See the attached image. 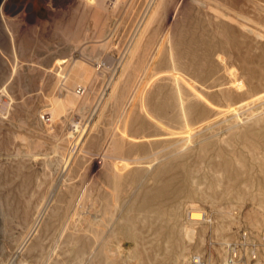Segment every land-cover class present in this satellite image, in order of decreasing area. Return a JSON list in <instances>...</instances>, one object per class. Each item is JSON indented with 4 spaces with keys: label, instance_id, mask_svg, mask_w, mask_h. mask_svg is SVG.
Wrapping results in <instances>:
<instances>
[{
    "label": "rangeland",
    "instance_id": "obj_1",
    "mask_svg": "<svg viewBox=\"0 0 264 264\" xmlns=\"http://www.w3.org/2000/svg\"><path fill=\"white\" fill-rule=\"evenodd\" d=\"M43 2L0 39V264H264V0Z\"/></svg>",
    "mask_w": 264,
    "mask_h": 264
},
{
    "label": "bare ground",
    "instance_id": "obj_2",
    "mask_svg": "<svg viewBox=\"0 0 264 264\" xmlns=\"http://www.w3.org/2000/svg\"><path fill=\"white\" fill-rule=\"evenodd\" d=\"M100 2V1H99ZM102 2H103V0H102ZM101 2V3H102ZM118 2H120V1H118ZM129 1H127L126 2V4L128 3ZM163 2V1H162ZM124 3V2H123ZM130 3V2H129ZM160 3V2H159ZM119 4V3H118ZM128 5V4H127ZM159 5V4H158ZM130 6V5H129ZM128 7V6H127ZM102 8V7H101ZM112 9V8H111ZM129 9V8H128ZM103 10H104V8H103ZM213 10V9H212ZM217 9H215V10H213V12L214 11H216ZM121 11V10H120ZM218 11V10H217ZM125 12V11H124ZM123 12V13H124ZM220 12V11H219ZM226 12V11H225ZM229 12V11H228ZM227 12V13H228ZM231 12H233V11H231ZM215 13V12H214ZM217 13V12H216ZM218 15H219V13H217ZM221 15H223V14H221ZM240 15V14H239ZM144 16V15H143ZM174 17V16H173ZM187 17V16H186ZM223 17V16H222ZM225 17H227V16H225ZM224 17V18H225ZM142 21V20H141ZM236 21V20H235ZM234 21V22H235ZM246 21V20H245ZM136 22V21H135ZM168 22V21H167ZM197 22V21H196ZM171 23V22H170ZM200 23V22H199ZM250 23V22H249ZM212 24V23H211ZM239 24V23H238ZM242 25V24H241ZM240 25V26H241ZM244 26V25H243ZM248 26V24L246 25V27H244V30H246L247 28H249V26ZM167 27H168V25H167ZM170 27L172 28V26L170 25ZM242 27V26H241ZM150 28V27H149ZM191 28V27H190ZM246 28V29H245ZM252 28V27H251ZM250 28V30H252ZM168 29V28H167ZM167 29H165V30H167ZM173 30V29H172ZM30 31V30H29ZM169 31H170V29H169ZM247 31H249V29L247 30ZM165 32H167V31H165ZM249 32H251V31H249ZM147 34V33H146ZM166 34V33H165ZM170 34V33H169ZM176 34V33H175ZM6 35H9L10 37H12V39L14 38L13 37V33L11 32V29H9V26L7 25V24H5V27H3V28H1V30H0V39H3ZM25 35H27L28 37H26V36H23L24 38H30L31 36H30V33L28 32V33H25ZM179 35V34H178ZM168 36V35H167ZM206 36V35H205ZM175 37V36H174ZM178 37V36H177ZM164 38V37H163ZM173 38V37H172ZM197 38L199 39V37L197 36ZM185 39V38H184ZM215 39V38H214ZM224 39V38H223ZM30 40V39H29ZM104 40V39H103ZM106 40V39H105ZM162 41H163V39H162ZM169 41V40H168ZM14 42V41H13ZM137 42V41H136ZM197 42H199V41H197ZM213 42V41H212ZM225 42V41H224ZM15 43V42H14ZM169 43H171V42H169ZM168 43V44H169ZM217 43H219L218 41H217ZM146 44V43H145ZM156 44V43H155ZM81 45V44H80ZM86 45V44H85ZM177 45H178V43H177ZM181 45V44H180ZM219 45V44H218ZM135 46V45H134ZM175 46H176V44L174 45V48H175ZM154 48V47H153ZM170 48L171 47H169V50H170ZM179 48V47H178ZM219 48V47H218ZM148 49V48H147ZM103 50V49H102ZM172 50V49H171ZM153 51V50H152ZM176 51V50H175ZM186 51V50H185ZM81 52V51H80ZM178 52V51H177ZM143 53V52H142ZM183 53V52H182ZM171 54V53H170ZM169 54V55H170ZM185 54V53H184ZM188 54V53H187ZM171 57L173 56V54H171L170 55ZM185 56V55H184ZM204 56V55H203ZM151 57V56H150ZM150 59V58H149ZM132 60V59H131ZM181 61V60H180ZM151 62V61H150ZM149 62V63H150ZM210 62V61H209ZM86 63V62H85ZM148 63V64H149ZM161 63V62H160ZM173 65V64H172ZM150 66H151V64H150ZM234 66V65H233ZM236 66V65H235ZM84 67V66H83ZM146 68H147V66H146ZM143 69H144V67H143ZM161 70H162V68H160ZM93 70V69H92ZM141 70V69H140ZM159 70V69H158ZM175 70V69H174ZM136 71V70H135ZM138 71V70H137ZM163 71V70H162ZM167 71V70H166ZM230 71V70H229ZM87 72V71H86ZM93 72V71H92ZM95 72V71H94ZM145 72V71H144ZM157 71H155V73H156ZM164 72V71H163ZM168 72V71H167ZM171 72V71H170ZM226 72H227V70H226ZM85 73V72H84ZM146 73H147V69H146ZM173 73V72H172ZM175 73V72H174ZM177 73H180V72H177ZM182 74H184V73H182ZM139 75V74H138ZM167 75V74H166ZM174 75V74H173ZM172 75V76H173ZM185 75V74H184ZM183 75V76H184ZM83 76V75H82ZM87 76H89V75H87ZM175 76V75H174ZM177 76V75H176ZM181 76V75H180ZM228 76V75H227ZM230 76V75H229ZM237 76V75H236ZM142 77H143V75H142ZM141 77V78H142ZM172 78H174V77H172ZM184 78V77H183ZM217 78V77H216ZM220 78V77H219ZM83 79H85V78H83ZM130 79V78H129ZM158 79V78H157ZM164 79V78H163ZM225 79V78H224ZM223 79V80H224ZM240 79V78H239ZM167 79H165V81H166ZM176 80V79H175ZM177 80H179V77H178V79ZM191 80V79H190ZM211 80H214L213 79V77H212V79ZM219 80V79H218ZM234 80H236V79H234ZM84 81H86V80H84ZM179 81H181V80H179ZM183 81H185V79L183 80ZM183 81H181V82H183ZM238 81V80H237ZM240 81V80H239ZM133 82V81H132ZM146 82V81H145ZM172 82V81H171ZM178 82V81H177ZM187 82V81H186ZM192 82V81H191ZM240 82H242V81H240ZM240 82L238 83V84H240ZM174 83V82H173ZM184 84H185V82H183ZM221 83V82H220ZM223 83V82H222ZM242 84H243V82H242ZM186 85V84H185ZM191 85V84H190ZM244 85H245V83H244ZM113 86V85H112ZM115 86H117V85H114V87ZM125 86V85H124ZM131 86V85H130ZM193 86V85H192ZM203 86V85H202ZM223 86H225V85H223ZM114 87H113V89H114ZM138 87V86H137ZM146 87V86H145ZM176 87H178V86H176ZM243 87V86H242ZM201 88V87H200ZM256 88V87H255ZM133 89V88H132ZM140 89H142V88H140ZM227 89V88H226ZM115 90V89H114ZM136 90V89H135ZM198 90V89H197ZM246 90H248L247 89V87H246ZM141 91V90H140ZM144 91V90H143ZM180 91H181V88H180ZM179 91V92H180ZM194 91H195V89H194ZM227 91V90H226ZM126 92V91H125ZM137 92V91H136ZM142 92V91H141ZM188 92V91H187ZM193 92V91H192ZM217 92V91H216ZM86 93V92H85ZM123 93V92H122ZM225 93V92H224ZM263 93H264V91H263ZM262 93V95H257V97H253V98H255V99H252V100H246L247 102V104L245 105V106H248V105H250V104H252L254 101H256V100H259V99H264V94ZM115 94H116V92H115ZM136 94V93H135ZM226 94V93H225ZM261 94V93H260ZM134 95V94H133ZM141 95V94H140ZM186 95H187V93H186ZM200 95L202 96L203 94H201V91L200 92H198L197 93V91H196V93L194 92L193 93V95H191V96H193V98L194 99H196V100H199V99H202V97H200ZM205 95V94H204ZM225 96V95H224ZM232 96V95H231ZM255 96V95H254ZM114 97V96H113ZM141 97V96H140ZM159 97V96H158ZM204 97V96H203ZM130 98H132V97H130ZM180 98V97H179ZM189 98V97H188ZM223 98V97H222ZM227 98V97H226ZM230 98V97H229ZM252 98V97H251ZM250 98V99H251ZM122 99V98H121ZM120 99V100H121ZM207 99V98H206ZM205 99V100H206ZM247 99V98H246ZM133 100V99H132ZM139 100H142V99H140L139 98ZM180 100H182L183 101V99H180ZM190 100V99H189ZM188 100V101H189ZM224 100V99H223ZM129 101H130V99H129ZM181 101V102H182ZM185 101V100H184ZM207 101V100H206ZM209 101V100H208ZM262 101V100H261ZM133 102V101H132ZM257 102V101H256ZM263 102V101H262ZM209 103H210V105H212L211 104V102L209 101ZM226 103V102H225ZM227 103H229V101L227 102ZM255 103V102H254ZM261 103V102H260ZM222 104V103H221ZM257 104H259V103H257ZM181 105H183V102H182V104ZM215 105V104H214ZM145 106H146V104H145ZM230 106V105H229ZM231 106H233V105H231ZM236 106V105H235ZM255 106V105H254ZM253 106V107H254ZM125 107V106H124ZM182 107V106H181ZM207 107V106H206ZM209 107V106H208ZM221 107V106H220ZM251 107V106H250ZM183 108V107H182ZM189 108H191L192 109V106L191 107H189ZM184 109L186 110V104H185V106H184ZM183 109V110H184ZM190 109V110H191ZM209 109V111H212L213 112V115H215V114H221V111H222V108L220 109L219 107H216V106H212V107H209L208 108ZM237 108L235 107L234 108V110L237 112V110H236ZM249 109H251V108H249ZM147 110V109H146ZM183 110H182V112H183ZM184 110V111H185ZM193 110V109H192ZM261 110V109H260ZM240 111V110H239ZM251 111V110H250ZM191 112H193V111H191ZM223 112V111H222ZM252 112V111H251ZM123 113H124V111H123ZM122 113V114H123ZM188 113V112H187ZM239 113V112H238ZM238 113H236V114H238ZM121 114V115H122ZM151 114V113H150ZM150 114H149V112H147V115L149 116V118H150ZM182 114H184V112L182 113ZM202 114H204V115H207V110L206 109H204L203 110V112H202ZM223 114V113H222ZM253 114V113H252ZM120 115V116H121ZM125 115V114H124ZM235 116V115H234ZM238 116V115H237ZM245 116V115H244ZM124 117V116H123ZM215 117H216V115H215ZM239 117V116H238ZM118 118H119V116H118ZM148 118V119H149ZM152 118V121H153V118L154 117H151ZM203 118L204 117H202V120L201 121H205V120H203ZM229 118V117H228ZM246 118H248V117H246ZM128 119V118H127ZM155 119V118H154ZM194 119V118H193ZM208 119V118H207ZM211 119V118H210ZM209 119V120H210ZM241 119V118H240ZM151 120V119H150ZM184 120H185V116H184ZM242 120V119H241ZM248 120V119H247ZM250 120V121H249ZM248 120V122H254V121H258V123H255V124H253V125H249L248 127H247V129H248V131L249 132H251L252 133V135L254 134H257L258 136H264V126H260V124H259V122H261L262 120H264V116H262L261 114H253V116H252V118L251 119H249ZM123 121H124V119H123ZM158 121V120H157ZM157 121H155V122H157ZM201 121H198V123L199 122H201ZM244 121H245V119H244ZM160 122V121H159ZM159 122H157V123H159ZM195 122H196V118H195ZM216 121H213V122H207V123H201L200 125L196 122V124L198 125L197 127H199L200 129L198 130V131H196V132H198L199 133V131L201 130L202 131V129H204V127H205V125H209V127H210V125L211 124H213V123H215ZM222 122V121H221ZM236 122V121H235ZM124 123V122H123ZM125 123H126V121H125ZM163 122H161V124H162ZM220 123V122H219ZM131 124V123H130ZM129 124V125H130ZM133 124V123H132ZM164 124V123H163ZM162 124V125H163ZM184 124V123H183ZM195 124V125H196ZM217 124V123H216ZM258 124V125H257ZM124 125V124H123ZM127 125V124H126ZM148 125V124H147ZM161 125V126H162ZM176 125V124H175ZM186 125H187V123H186ZM190 125V124H189ZM194 125V124H193ZM194 125V126H195ZM230 125V124H229ZM233 125H235V123L234 124H231V127L229 128V129H232L234 126ZM117 126V125H116ZM157 126H159L158 124H157ZM164 126V125H163ZM167 127H169L168 125H166ZM188 126V125H187ZM166 127V128H167ZM175 127V126H174ZM186 127V126H185ZM193 127V126H192ZM208 127V128H209ZM114 128V127H113ZM116 128L117 127H115V131H116ZM135 128V127H134ZM161 128V127H160ZM163 128V127H162ZM162 128H161V130H162ZM188 128H190L189 126H188ZM124 129H125V127H124ZM123 129V130H124ZM127 129V128H126ZM174 130H175V128H173ZM207 129V128H206ZM135 130V129H134ZM155 130V129H154ZM177 130V129H176ZM214 130V129H213ZM224 130V129H223ZM222 130V131H223ZM113 131H114V129H113ZM114 131V132H115ZM146 131V130H145ZM200 131V132H201ZM221 131V130H220ZM112 132V131H111ZM196 132L194 133H191L189 130H187V133L185 134V138H187V139H192V137L196 134ZM116 133V132H115ZM115 133H113V135L115 134ZM111 135H112V133H111ZM118 135V134H117ZM108 136H110V134L108 135ZM115 136H116V134H115ZM112 137V142L115 144V146H114V148H117L118 150L119 149H121V150H123L121 147L122 146H120V145H124V142H123V144H119L118 142H119V140L116 138V137ZM121 136V135H120ZM129 136V135H128ZM210 136V135H209ZM212 136V135H211ZM118 137V136H117ZM124 137V136H123ZM133 137V136H132ZM129 138V137H128ZM130 138H131V136H130ZM193 138H196V137H193ZM223 138V137H222ZM254 138H256V137H254ZM119 139H122L123 140V138L122 137H120ZM188 140V141H189ZM224 140V139H223ZM222 140V141H223ZM226 140V139H225ZM106 141V140H105ZM110 141V140H109ZM121 141V140H120ZM128 141V140H127ZM132 141V140H131ZM181 141V140H180ZM221 141V140H220ZM107 142V141H106ZM179 142V141H178ZM177 142V143H178ZM190 142V141H189ZM110 143V142H109ZM176 143V142H175ZM206 143H208V142H206ZM112 144V143H111ZM111 144H108L109 146L111 145ZM174 144V143H173ZM227 144V143H226ZM76 145H77V141L76 142H74L73 143V148L71 149V152L69 153L71 156L72 155H74L75 153H76ZM107 145V146H108ZM171 146H173L172 144H170ZM175 145V144H174ZM112 146V145H111ZM111 146H110V148H111ZM183 146V145H182ZM181 146V147H182ZM190 146V145H189ZM200 146V145H199ZM76 147V148H75ZM124 147V146H123ZM170 147V146H169ZM107 148V147H106ZM109 148V149H110ZM184 149L186 148V147H183ZM189 148V147H188ZM199 148H201V147H199ZM112 149H113V146H112ZM116 149V150H117ZM129 149H131V148H129ZM118 150L117 151H115V150H112V151H115V152H117L118 153ZM120 150V151H121ZM108 151V150H107ZM107 151H106V153H107ZM110 151V150H109ZM119 151V152H120ZM130 151V150H129ZM174 151H176V153H177V150H173V152ZM209 151V150H208ZM219 151H220V149H219ZM115 152H113V153H115ZM170 152V151H169ZM112 152H109V155L111 154ZM256 153H258V152H256ZM103 154H105V153H103ZM108 154V153H107ZM116 154V153H115ZM124 154V153H123ZM165 154V153H164ZM163 154V155H164ZM231 154H233V153H231ZM86 155V154H85ZM116 155H120L119 153L118 154H116ZM154 155H156V154H154ZM166 155V154H165ZM173 155V154H172ZM171 155V156H172ZM198 155V154H197ZM103 156V155H102ZM106 156V155H105ZM111 156V155H110ZM114 156V155H113ZM112 156V157H113ZM168 156V154L166 155V157ZM176 156V155H175ZM107 157V156H106ZM112 157H109V158H112ZM115 157V156H114ZM146 157V156H145ZM165 156H164V159L166 158ZM180 157H182V156H180ZM102 158H104V157H102ZM135 158V157H134ZM155 158V157H154ZM172 158V157H171ZM98 159V158H97ZM99 159H101V158H99ZM150 159V158H149ZM159 159V158H158ZM161 159H163V158H161ZM182 159V158H181ZM218 159V158H217ZM107 160V159H106ZM105 160V162H107ZM111 160V159H110ZM160 160V159H159ZM168 159L166 158V161H167ZM112 161L114 162V158H112ZM140 161V159H130V158H126V157H117V158H115V163L113 164V165H111V166H113L112 168H114V169H116L117 168V163L118 162H120V163H126V162H139ZM157 161V159H153L151 162H150V166L152 167V165L153 164H155V162ZM168 161H171L170 160V158H169V160ZM167 161V162H168ZM97 162V161H96ZM104 162V163H105ZM111 162V161H110ZM154 162V163H153ZM161 162V161H160ZM186 162V161H185ZM249 162V161H248ZM163 163V162H162ZM169 163V162H168ZM237 163H238V161H237ZM107 164V163H106ZM177 164V163H176ZM101 165V164H100ZM163 165V164H162ZM178 165V164H177ZM211 165V164H210ZM109 166V165H108ZM111 166L108 168V169H110L111 168ZM159 166V165H158ZM164 166V165H163ZM226 166H228V162H225V167ZM100 167H102V166H100ZM171 167V166H170ZM177 167V166H176ZM158 168V167H157ZM257 168V167H256ZM105 169V168H104ZM163 169V168H162ZM168 169V168H167ZM173 169V168H172ZM100 170V169H99ZM170 171H172V170H170ZM115 172H117V177L119 176L118 174H119V172H118V170H115ZM168 172V171H167ZM221 172V171H220ZM157 173H159V172H156L155 174H157ZM153 174V173H152ZM165 174V173H164ZM155 177V176H154ZM256 181V180H255ZM158 183H161V182H158ZM116 207V206H115ZM194 209V208H193ZM188 211V210H187ZM203 214H205V213H201L200 211H193V210H191L190 212H189V217H188V219L190 220V223L193 225V224H196L198 221H200V220H202L203 219ZM205 219V218H204ZM186 228H188V227H186ZM188 231V230H187ZM187 231H185V232H187ZM191 232L193 231L192 229L190 230ZM188 233V232H187ZM194 233V232H193ZM192 233V234H193ZM190 234V233H189ZM192 234H191V237H192ZM29 235H30V233H29ZM187 235V234H186ZM194 235V234H193ZM103 236V235H102ZM29 237V236H28ZM188 237H190V235H188ZM30 238V237H29ZM193 238V237H192ZM99 239V238H98ZM101 239V238H100ZM97 246V245H96ZM95 246V247H96ZM106 247V246H105ZM103 250H104V248H103ZM105 251V250H104ZM179 259V258H178ZM185 259V258H184Z\"/></svg>",
    "mask_w": 264,
    "mask_h": 264
},
{
    "label": "built area",
    "instance_id": "obj_3",
    "mask_svg": "<svg viewBox=\"0 0 264 264\" xmlns=\"http://www.w3.org/2000/svg\"><path fill=\"white\" fill-rule=\"evenodd\" d=\"M37 0H0V30L5 24L12 23L24 30L31 26L30 24V8ZM44 3L43 0H40ZM23 30V31H24ZM9 36V35H8ZM10 37V36H9ZM204 215V214H203ZM238 248L237 244L235 248ZM189 264H207L202 256L192 255Z\"/></svg>",
    "mask_w": 264,
    "mask_h": 264
}]
</instances>
